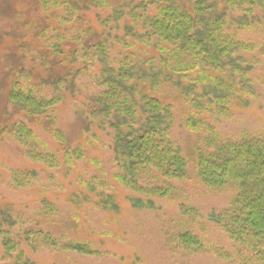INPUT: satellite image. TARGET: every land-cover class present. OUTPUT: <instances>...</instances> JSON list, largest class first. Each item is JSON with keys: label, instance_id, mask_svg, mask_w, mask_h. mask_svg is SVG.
Here are the masks:
<instances>
[{"label": "trees", "instance_id": "obj_1", "mask_svg": "<svg viewBox=\"0 0 264 264\" xmlns=\"http://www.w3.org/2000/svg\"><path fill=\"white\" fill-rule=\"evenodd\" d=\"M91 5L103 8L107 4L93 0ZM113 13L116 19L121 14L118 10ZM129 16L137 34L128 28L126 35L133 36L141 47L153 46L158 61L129 52L133 43L125 38H117L119 50L114 52L106 38L84 42L75 36L79 46L70 52V64L78 63L81 68L71 79L68 74L48 82L51 95L24 89L14 80L8 101L28 116H45L63 101L65 93L75 92L80 77H91L95 87L88 97L86 130L96 126L110 136L114 180L139 196L129 198L131 206L152 208L153 199L171 198L176 190L173 184L186 178L187 162L172 139L171 106L142 89L148 84L149 91L156 94L162 83L173 82L192 113H207L217 119L230 118L231 99L247 106L257 97L251 73L260 63L257 57L264 58V0H137ZM240 33L258 36L257 42L243 40ZM59 39L60 43L62 37ZM59 43L53 44L56 51ZM254 52L258 55H252ZM153 65L158 67L156 72L148 73ZM16 76L21 78L22 73ZM196 89L201 92L195 93ZM193 115L186 119L185 128L199 135L194 151L199 182L212 191L234 190L228 205L209 215L234 251L209 246L205 238L187 229L176 234L170 244L189 255H212L224 264H264V132L222 138L213 125ZM4 133L25 149L27 159L48 169L60 167L56 155L41 151L45 145L26 123L16 121L3 128L0 136ZM53 137L64 141L57 130ZM63 158L71 169L85 158V151L80 146L69 148ZM36 180L34 171L11 174L16 188L29 187ZM85 186L89 193H97L100 207L115 209L102 181L93 178ZM56 212L54 205L42 201L40 215ZM180 212L195 216L193 209L180 207ZM22 240L31 252L94 254L89 244L56 238L26 225L11 209L0 207V264H35L26 255Z\"/></svg>", "mask_w": 264, "mask_h": 264}, {"label": "rangeland", "instance_id": "obj_2", "mask_svg": "<svg viewBox=\"0 0 264 264\" xmlns=\"http://www.w3.org/2000/svg\"><path fill=\"white\" fill-rule=\"evenodd\" d=\"M103 1L106 7L97 8L91 5L93 0H0V131L22 121L45 145L41 151L50 152L60 160V167L48 169L27 159L25 149L6 133L0 136V207L11 209L30 227L65 241L87 243L94 251L89 256L58 250L31 252L22 240L26 255L35 264H224L212 255H189L175 243L170 244L176 234L187 229L205 238L209 246L234 251L209 216L228 205L234 190L212 191L199 182L194 158L199 135L187 131L185 121L194 114L213 125L222 138L263 133L264 58L257 57L260 63L251 73L257 97L250 99L247 106L241 105L237 98L231 99L230 118L192 113L173 82L162 83L156 94L149 91L148 84L142 89L171 106L172 139L187 162L186 178L173 184L176 190L171 198L153 199L152 208L131 206L129 198L139 196L114 180L110 136L96 126L86 130L88 97L95 87L91 77H80L75 92L65 93L63 101L45 116H28L8 101L14 80L24 89L33 88L51 95L53 89L48 82L68 74L71 79L74 71L81 68L78 63L70 64L71 53L79 46L75 36L84 38V42L106 38L114 52L119 50L117 38H125L133 43L129 52L158 61V51L153 46L141 47L133 36L126 35L128 28L137 34L129 16L137 0ZM115 10L121 12L117 19ZM240 38L257 42L258 36L240 33ZM56 43L59 51L53 47ZM156 68L153 65L148 73H154ZM19 72L21 78L16 76ZM200 92L201 89L195 90ZM55 130L63 135V142L55 140ZM78 146L85 151V158L67 169L64 152ZM14 171H34L37 180L26 188L13 187ZM93 178L106 185L115 209H103L98 205L97 193L88 192L85 183L89 184ZM43 200L54 205L57 210L54 215L39 214ZM180 207L193 209L195 216L183 215Z\"/></svg>", "mask_w": 264, "mask_h": 264}]
</instances>
